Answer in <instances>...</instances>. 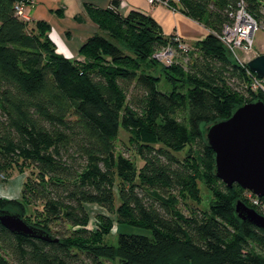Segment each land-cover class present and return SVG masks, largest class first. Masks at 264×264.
Wrapping results in <instances>:
<instances>
[{"label":"trees","instance_id":"trees-1","mask_svg":"<svg viewBox=\"0 0 264 264\" xmlns=\"http://www.w3.org/2000/svg\"><path fill=\"white\" fill-rule=\"evenodd\" d=\"M244 1L264 20V0ZM20 2L30 0H0V171L4 179L13 169L28 173L21 197H0V211L20 214L49 238L0 223V264H264V230L234 208L241 200L257 210L244 197L256 195L214 175L204 137L206 125L237 106L264 102L251 87L254 73L217 37L239 0H182L183 14L209 32L186 69L167 65L168 80L186 88L168 92L146 66L167 46L182 51L180 38L165 36L149 14L86 4L93 22L129 51L95 33L70 59L56 51L48 23L16 14ZM121 128L133 138L139 168L116 147ZM198 179L216 200L184 211L182 200H197ZM87 204L112 216L91 229ZM114 222L143 232L121 230L108 244Z\"/></svg>","mask_w":264,"mask_h":264},{"label":"water","instance_id":"water-1","mask_svg":"<svg viewBox=\"0 0 264 264\" xmlns=\"http://www.w3.org/2000/svg\"><path fill=\"white\" fill-rule=\"evenodd\" d=\"M246 65L264 79V53ZM204 137L215 154L214 175L228 187L238 184L257 197H264V102L255 100L237 106L228 118L206 125ZM234 208L241 220L264 230V216L254 208L241 200ZM0 223L13 233L49 238L16 212L1 210Z\"/></svg>","mask_w":264,"mask_h":264},{"label":"rangeland","instance_id":"rangeland-1","mask_svg":"<svg viewBox=\"0 0 264 264\" xmlns=\"http://www.w3.org/2000/svg\"><path fill=\"white\" fill-rule=\"evenodd\" d=\"M126 1V0H125ZM263 1V0H261ZM117 2V1H116ZM130 4L133 8H143L158 21L159 25L162 28V32L165 36L168 35H176L180 38V41L182 44L185 45L186 49L189 53H192V55L187 54L186 51H174V54L172 56V62H178L180 65L183 66L186 69L189 62L191 63L194 59V57L198 54V50L195 48V43L202 38L205 37V35L208 33L209 30L204 25L198 24L191 19H189L185 14H183V6L181 4H177V8L179 11L172 12L170 9L164 7V6H155L150 7L144 0H130ZM114 5H118V3H114ZM124 13V12H123ZM90 18V17H89ZM90 20L93 22V20L90 18ZM260 25L264 24V20L258 21ZM94 23V22H93ZM95 24V23H94ZM97 26V24H95ZM101 34L104 35L107 39H109L111 42L115 43L117 46L122 48L124 51H129L124 44L119 42L117 39L112 38L109 36L108 32L101 30L97 26V31L93 34ZM92 34V35H93ZM131 53V52H129ZM232 55V58L239 63L246 64L247 61L254 58L257 55L264 53V30L258 29L253 34V47L252 50L248 53H243L240 50H236L235 54L230 52ZM155 58V57H154ZM156 63L149 60V64L146 66L147 69L150 70L154 75L158 76L159 82H158V88L161 91L168 92L172 88H175L180 91H185V85L180 84L178 85V81L173 79L174 81H169L168 77L174 69H170L169 66L171 63H166L164 59H161L156 57L155 58ZM165 66L168 67V69L165 68ZM176 80V81H175ZM240 88V87H239ZM133 138L128 134L125 130L122 128L119 130L118 138L116 140V147L119 151L125 155V157H128L132 160V162L137 166V168L141 167L143 164L142 160L138 156V154L133 149ZM192 149V148H191ZM189 149L186 148L184 151L177 153L176 156L178 158L185 157L187 151ZM192 155H194V152H192ZM0 173L4 174L0 171ZM28 173V170L25 172H19L17 169H13L10 176L7 177V180H3L0 177V192H5V195H9L11 197H16L17 199L21 197V189H22V183L25 179V175ZM198 185V193H197V200H193L192 198H188L186 200H182L180 203L181 209L186 211V207L190 206H197L201 209H208L209 206L216 200L214 196L212 195L210 189L201 181L198 179L197 181ZM10 192V193H7ZM250 195L248 193L244 194L245 199L251 204L253 207H256L252 199L249 197ZM119 204L118 198L115 197V205L117 206ZM86 208L88 210L90 220L88 222V227L91 229L98 228L101 226L102 223V215H110L108 212H106L105 209L95 205V204H87ZM257 208V207H256ZM32 207L29 208L31 210ZM259 210V212L257 211ZM257 212L264 216V209L262 207L257 208ZM29 212V211H28ZM114 222L112 225V228L110 229L109 233L105 235L104 242L112 245H116V236L117 232L123 230L127 232H136L141 233L143 232L141 229L133 228L132 226L123 225L122 227L115 225ZM102 227V226H101ZM111 263V262H108ZM111 264H115V262H112Z\"/></svg>","mask_w":264,"mask_h":264},{"label":"crops","instance_id":"crops-1","mask_svg":"<svg viewBox=\"0 0 264 264\" xmlns=\"http://www.w3.org/2000/svg\"><path fill=\"white\" fill-rule=\"evenodd\" d=\"M30 1V3L24 6V13L27 17L26 21L31 23L35 21H44L48 23L50 26L48 35L55 44L56 51L70 59L78 58V50L82 43L97 31V26L90 20L85 5L90 4L101 8H105L108 5V0ZM130 3V0H126L124 12L129 9H137L152 16L149 11L143 8H133ZM194 22L201 24L197 21ZM0 177L3 180H7V178L4 179V175L2 173H0ZM4 193L5 192H0V197L5 199H17L16 197H11L9 195H5Z\"/></svg>","mask_w":264,"mask_h":264},{"label":"built area","instance_id":"built-area-1","mask_svg":"<svg viewBox=\"0 0 264 264\" xmlns=\"http://www.w3.org/2000/svg\"><path fill=\"white\" fill-rule=\"evenodd\" d=\"M113 1H117L118 5H114ZM150 6H164L170 9L172 12L179 11L177 4L182 5V0H144ZM31 2V1H30ZM29 2V3H30ZM27 2H20L15 5L16 14L22 19L27 20L24 13V6ZM108 8H113L118 13H123L126 7L125 0H108ZM230 22L226 23L222 31L217 34L220 42L227 47L232 53L235 54L236 50H240L243 53H248L253 47V34L259 28L264 30V24L260 25L258 20L253 14H251L245 7V1L239 0L237 7L229 13ZM179 37L175 39L178 40ZM179 48L187 51L184 44H179ZM174 49L167 46L165 49L159 50L153 54V57H158L164 59L166 63L172 62V56L174 54ZM250 72V71H249ZM251 76V87L255 89H261L264 92V79L257 77L255 74L249 73ZM252 199L253 204L259 208L264 209V204L260 203L257 196H252L248 193ZM254 195V194H253Z\"/></svg>","mask_w":264,"mask_h":264}]
</instances>
